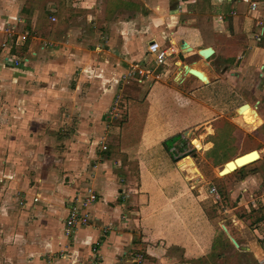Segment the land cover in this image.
<instances>
[{
    "label": "crops",
    "instance_id": "0c3cea01",
    "mask_svg": "<svg viewBox=\"0 0 264 264\" xmlns=\"http://www.w3.org/2000/svg\"><path fill=\"white\" fill-rule=\"evenodd\" d=\"M243 1L210 0L205 6V13L202 9L205 7L200 5L189 6L190 10L178 9L181 0H142L139 6L133 4L134 0H0V43L6 44L0 50V57L4 55L0 60V90L1 87L10 88L2 91L1 98L5 100L0 101L22 104L23 96L33 93L31 98L35 96L34 101L39 104L65 103L81 115L82 110L90 105L85 100L88 95L86 83L93 82L102 87L105 82L108 84L114 79L110 78L117 67L125 66L126 61H138L142 68L150 72L143 82L145 86L160 81L170 89H176L173 90L176 98L171 99L173 104H179V101H186L187 105L194 103V99H190L192 97L184 96L188 92H192L193 97L196 92L198 95L204 92L206 102L219 105L239 102L223 113L210 109L202 102L213 114L211 121L214 123L203 135L205 141L208 140L207 135L217 137L229 127V133L237 144L232 155L220 165L214 164V159L203 153L207 160L203 158L206 169L198 167V180L189 183V190L185 189L181 194L174 193L171 188L165 192L161 190L165 183L173 186L171 174L170 178L159 176L154 184L142 181L148 196L128 194V204L132 208L126 210V198L123 201L113 194L112 186H116L117 182L109 177H98V196H95L96 202L91 211L98 221L94 224L98 229L91 227L76 232L72 264H130L131 255L136 251L143 253L144 264H180L185 259L188 260L186 264H257L262 258L264 0ZM251 4L255 5L253 10ZM69 38L72 49L61 48L63 39L68 44ZM45 41L48 44L41 50ZM180 41H185L192 48L191 52L183 54V62L177 58ZM25 42L24 49L19 52L17 48ZM167 43L173 55L167 53L165 64L156 66L146 52L147 46H164ZM206 47H211L213 54L204 60L198 50ZM4 51L12 56L4 54ZM188 54L189 63L186 62ZM6 56L12 57L11 60ZM85 58L90 59L88 64L84 63ZM14 59L23 62L15 68ZM185 64L201 76L197 78L194 74H187L183 78L180 76L182 80L178 82L177 73ZM89 72L93 74L92 78ZM67 79H72V82H66ZM8 80L12 82L9 87ZM205 81L206 84L202 83ZM13 82L18 84L15 86ZM170 82L174 84H168ZM239 87L248 91H240L242 94H239L236 92ZM221 90L224 93L232 90L239 95L234 94L233 99L226 98L221 95ZM72 98H75L74 102H71ZM253 99L255 102H252ZM244 104L248 107L238 111ZM48 110L46 117L53 119L55 116ZM93 112L91 115H94ZM257 116L262 119V124L253 131L236 124H245ZM12 124L8 125L12 130L4 124L0 125L1 153L10 152L12 140L18 145L21 135L17 132L24 127L21 123ZM25 129L32 137L31 128L28 126ZM12 132L17 139L11 140ZM189 135L191 133L188 132ZM177 136L180 135L173 137ZM247 137L251 140L247 141ZM203 143L198 139L197 146L203 148ZM260 143L263 147L257 149ZM252 151L258 152V159L252 158L245 163L249 164L227 175L217 174L219 166L234 162L235 157ZM169 162L166 160V165L171 167ZM207 171L210 176L206 175ZM214 181H219L220 185H215ZM210 187L216 189L219 199L210 193ZM194 189L201 212L184 206L181 208L178 202L180 197L184 201V197ZM124 193L126 195V185ZM65 203L64 208L67 209L69 203ZM122 218H125V225L120 222ZM117 221L120 225H115L113 229H99L102 223L107 226Z\"/></svg>",
    "mask_w": 264,
    "mask_h": 264
},
{
    "label": "rangeland",
    "instance_id": "374dc122",
    "mask_svg": "<svg viewBox=\"0 0 264 264\" xmlns=\"http://www.w3.org/2000/svg\"><path fill=\"white\" fill-rule=\"evenodd\" d=\"M134 1L133 4L136 6L142 2ZM207 1L210 0H181L178 9L190 10L189 6L197 5L205 7L208 5ZM202 9L206 13V7ZM209 13L211 14L210 11ZM200 36L203 37L204 34L201 33ZM68 41L67 44L66 39H63L61 48L72 49L70 38ZM26 43L17 50L22 52ZM47 44L46 41L43 42L41 50ZM3 46L6 47V44L0 43V50L5 48ZM169 47L168 43L160 46L166 54L172 56L173 50ZM4 54L12 56L7 51H4ZM3 56L0 57L1 61ZM9 57L6 56V59L11 60L12 57ZM189 58L190 54L186 55L188 63ZM89 60L87 58L84 63L88 64ZM13 64L16 68L20 63ZM134 64L143 67L138 61H126L125 66L117 67L111 75L110 79H114L108 84L105 82L102 87L94 85L93 82L86 83L88 90L83 91L88 93L85 100L89 101L90 105L82 110L81 115L76 114L68 105L65 106V103L39 104L40 102L34 101L35 96L31 98L33 93L24 95L22 104L9 100L2 101L5 100L1 98L2 91L10 88L1 87L0 125L8 127L12 123V125L21 123L24 128L16 131L21 135L18 145L16 146L12 140L17 139L12 132L10 152H0V264H33L34 261L37 262L34 264H72L74 262L72 247L76 232L91 227L98 229L96 225L94 226L98 221L91 212L96 202L95 196H98L96 189L98 177L106 179L109 177L117 182L116 186H112L113 194L123 201L126 198L127 210L132 208L130 203L128 204V194L134 193L137 197L148 196L145 192L146 186L143 184L145 181L153 183L159 176L170 178L171 174L173 186L165 183L161 190L165 192L171 188L174 193L181 194L185 189L189 190V183L198 180L200 174L198 167L206 169L203 153L213 158L216 165L222 164L229 155H232L237 142L230 135L229 127L223 129L217 137L207 135V141L203 138L209 126L211 128L214 126L211 121L213 114L205 106L223 113L237 106L239 102L236 104L234 101L228 106L219 105L206 102L204 92L199 95L196 92L194 97L192 92H188L184 96L192 97L190 99H194V103L187 105L186 101H179V104H173L171 99L175 100L177 94L173 90L176 89H170V86L160 81L145 86V83L138 81L137 73L130 69V65ZM173 68L175 69L176 65ZM177 74L176 78L180 82L182 80L180 76L184 77L183 71L180 70ZM89 75L92 78L93 74L89 72ZM68 82H72V79ZM7 84L9 87L12 82L8 80ZM17 84L13 82V85ZM240 88L242 87L236 89L239 94L248 91ZM18 91L21 92L20 88ZM220 92L223 97L230 99H233L234 94L239 95L232 90ZM210 95L209 91L208 97ZM74 99L72 98L71 102H74ZM252 102H255L254 99ZM48 109L55 116L53 119L46 117ZM91 112L94 115H91ZM82 119L84 121L80 122ZM236 124L247 131H253L262 124V119L257 116L245 124L237 122ZM28 126L31 128L29 130L32 137L25 129ZM8 128L12 130L11 127ZM188 132L191 135L188 136ZM260 133L261 131L258 132ZM177 134L183 138L181 143L185 150L180 149L174 160L169 151L172 144L170 139ZM198 139L204 142L203 148L197 146ZM246 140L251 139L247 137ZM262 147L260 143L257 149ZM200 151L202 152L199 157ZM245 155L247 154L243 156ZM166 160L170 161L171 167L166 165ZM204 160L207 161L206 158ZM223 165L217 169L219 176L227 175L244 164L232 162ZM223 169L224 172L220 174ZM206 175L210 176V172L207 171ZM214 184L220 185L219 181H214ZM181 200L182 197L178 199L181 208L184 206L201 212L195 189L184 197V201ZM67 201L69 204L65 209L64 204ZM70 207H77L75 213L78 217L71 226H68ZM124 219L122 218L120 222L122 223ZM120 222L109 223L107 226L102 223L99 229L105 228V231L108 228L113 229L115 225H120ZM123 224L125 225L124 222ZM131 259L140 260V264H144V255L139 251L133 253ZM131 262L129 263L132 264ZM187 262L185 259L180 264Z\"/></svg>",
    "mask_w": 264,
    "mask_h": 264
},
{
    "label": "built area",
    "instance_id": "2783aa9c",
    "mask_svg": "<svg viewBox=\"0 0 264 264\" xmlns=\"http://www.w3.org/2000/svg\"><path fill=\"white\" fill-rule=\"evenodd\" d=\"M253 8H255V5L254 4H251V9L253 10ZM263 30V29H262ZM147 53L153 58L154 60V63L156 66H162L163 64H165V58H166V52L165 50L161 49L159 45L157 44H153L151 46H149L147 48ZM15 62L17 64L23 62L22 60H15ZM130 69H133L135 71V73H137V75L139 76V82H144L143 78L147 79L148 75H149V71L142 68V67H139L138 64H134V65H130ZM183 138H181V140H177L176 142H174L171 146H170V153H171V156L172 158L175 160L176 159V155L178 153V151L180 149H183L185 150V148H183V144L181 143ZM179 141V143H178ZM186 158V157H184ZM210 193L211 194H214L215 195V198L216 199H219V196L217 194V191L214 187H211L210 188ZM77 210V207H70V210H69V217H68V220H67V225L68 226H71L75 220L77 219L78 217V214L75 213ZM141 258V256H140ZM140 260H137V259H133L132 260V264H140L139 262ZM257 264H264V251H263V256L260 260H258V263Z\"/></svg>",
    "mask_w": 264,
    "mask_h": 264
},
{
    "label": "water",
    "instance_id": "95a60500",
    "mask_svg": "<svg viewBox=\"0 0 264 264\" xmlns=\"http://www.w3.org/2000/svg\"><path fill=\"white\" fill-rule=\"evenodd\" d=\"M178 48L180 50V53L177 54V58H178V60L180 62H183L184 61L183 54L191 52L192 51V48L185 41H180V43L178 44ZM198 54L205 60V59L209 58L213 54V50H212L211 47H206V48H203V49L198 50ZM203 63L206 64V62H203ZM185 66H186V64L183 65L184 68H185ZM190 71H192V70H190ZM192 72H193V74L195 76H197V78H199L201 76V74L198 73V72H195V71H192ZM205 83H206V81H205ZM246 107H248V105L244 104V105H242V106H240L238 108V111H241L242 109H244ZM254 156H257V152L256 151H252V153H250V154H247L245 156L238 157V158L234 159V162L235 163H240V162H243V161H245V160H247V159H249L251 157H254ZM231 163L232 162L230 161L226 165H229ZM224 170L225 169L221 170L219 173L220 174L223 173ZM231 241L233 242L234 245L238 246L234 239H231Z\"/></svg>",
    "mask_w": 264,
    "mask_h": 264
},
{
    "label": "bare ground",
    "instance_id": "6f19581e",
    "mask_svg": "<svg viewBox=\"0 0 264 264\" xmlns=\"http://www.w3.org/2000/svg\"><path fill=\"white\" fill-rule=\"evenodd\" d=\"M181 66V65H180ZM190 70H192V71H194V69L192 68V67H190V66H186L185 68L183 67V68H181V71H183V76H185V75H187V74H193V72L192 71H190ZM236 112V111H235ZM237 114V113H236ZM248 154V153H247ZM243 156V155H242ZM259 154H258V152H257V156H254V157H251V158H249V159H247V160H245V161H243V162H240V163H238V164H245L246 162H249V161H251V159L252 158H256V159H258L259 157ZM241 157V156H240ZM232 162V161H231ZM251 163V162H250ZM247 164H249V163H247ZM247 164H245V165H247ZM245 165H242L241 167H243V166H245ZM222 174V173H221Z\"/></svg>",
    "mask_w": 264,
    "mask_h": 264
},
{
    "label": "trees",
    "instance_id": "16d2710c",
    "mask_svg": "<svg viewBox=\"0 0 264 264\" xmlns=\"http://www.w3.org/2000/svg\"><path fill=\"white\" fill-rule=\"evenodd\" d=\"M177 138H178L177 140H180V136H177ZM177 140H176L175 138H172L170 141H171V142H175V141H177Z\"/></svg>",
    "mask_w": 264,
    "mask_h": 264
}]
</instances>
